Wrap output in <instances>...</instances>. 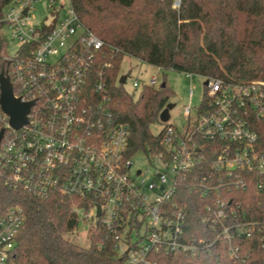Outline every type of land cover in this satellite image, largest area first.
Listing matches in <instances>:
<instances>
[{
  "label": "built area",
  "instance_id": "built-area-1",
  "mask_svg": "<svg viewBox=\"0 0 264 264\" xmlns=\"http://www.w3.org/2000/svg\"><path fill=\"white\" fill-rule=\"evenodd\" d=\"M39 2L53 9L50 25L47 17L33 23ZM62 2L0 0V78H8L16 100L33 104L27 123L16 129L0 103V183L37 196L57 191L89 199V209L78 210L82 220L105 226L127 264H155L156 254L199 258L210 252L213 243L185 238L184 211L171 203L180 179L207 162L213 174L194 179L193 187L216 192L206 218L216 240L242 263L250 256L244 240L257 239L264 251V219L249 220L243 204L224 194L252 183L264 187V82L206 79L205 113L197 109L192 119L185 108L186 126L168 124L160 133L163 151L149 156L161 168L133 171L128 130L110 111L101 73L92 74L104 43L70 0L67 10ZM132 86L159 88L157 77ZM1 94L0 84V100ZM199 139L219 142L210 163ZM24 222L20 207L0 217V264H8Z\"/></svg>",
  "mask_w": 264,
  "mask_h": 264
},
{
  "label": "trees",
  "instance_id": "trees-1",
  "mask_svg": "<svg viewBox=\"0 0 264 264\" xmlns=\"http://www.w3.org/2000/svg\"><path fill=\"white\" fill-rule=\"evenodd\" d=\"M176 2L70 0L80 21L104 43L92 74L101 73L110 111L128 130V158L163 151L161 134L153 135L151 126L170 104L172 93L166 83L163 88L145 86L138 96L127 91L119 83L126 55L164 71L227 82H264V0H179L175 7ZM207 104L205 87L198 114L205 113ZM199 142L210 163L214 158L210 150L219 142ZM213 172L207 162L194 167L180 179L171 199L184 211L185 238L213 243L210 252L199 258L156 254L152 258L155 264H264L257 239L244 240L250 256L243 263L231 259L226 243L216 240V231L206 221L207 206L216 192L193 187L194 179L207 178ZM224 194L243 204L249 220L264 219V187L257 189L252 183L244 191ZM88 202L57 191L37 196L0 183V217L12 207L22 208L25 214L8 264H127L126 257L116 251L110 231L100 223L92 225L87 246L67 238L79 229L78 210L87 211Z\"/></svg>",
  "mask_w": 264,
  "mask_h": 264
},
{
  "label": "rangeland",
  "instance_id": "rangeland-1",
  "mask_svg": "<svg viewBox=\"0 0 264 264\" xmlns=\"http://www.w3.org/2000/svg\"><path fill=\"white\" fill-rule=\"evenodd\" d=\"M62 3L65 6V10H67L69 8V0H63ZM175 7H179V0L175 3ZM52 10L46 2L35 4L32 10L35 21L32 22L40 25L42 21L45 22L44 18L47 17L48 20L46 22L50 25L53 22L51 17ZM61 16L65 17L66 11H62ZM120 74L121 76L128 75V81L123 86L127 91L135 93L136 96H138L140 89L133 88V81H149L152 77H157L158 87L166 83L171 91L170 104L173 105V108L169 111V120L167 123H163L159 118V121L151 126V132L155 136L159 135L168 124L174 125L182 130L187 124L185 108H191L190 117L193 119L198 107L202 103L206 83V79L203 77L192 76L190 78L184 73L164 71L127 55L121 63ZM132 161L134 164L133 171H145L148 169L149 174H153L156 169L161 168L156 160H151L142 153L133 157ZM92 225L93 223L90 221L81 220L79 229L68 234L67 238L74 243L87 246L89 244L90 233L92 232Z\"/></svg>",
  "mask_w": 264,
  "mask_h": 264
},
{
  "label": "water",
  "instance_id": "water-1",
  "mask_svg": "<svg viewBox=\"0 0 264 264\" xmlns=\"http://www.w3.org/2000/svg\"><path fill=\"white\" fill-rule=\"evenodd\" d=\"M26 13V11L24 12ZM127 76H121L119 83L124 85L126 83ZM1 106L6 114L11 118V124L14 128L18 129L27 123L26 115L28 114L32 103L22 104L19 100H16L13 95L12 86L8 78L1 76ZM207 84V83H205ZM165 84H162V88ZM173 108L172 104L167 105V107L160 114V120L163 123H167L169 120V111ZM1 138V135H0ZM99 214V210H98Z\"/></svg>",
  "mask_w": 264,
  "mask_h": 264
}]
</instances>
